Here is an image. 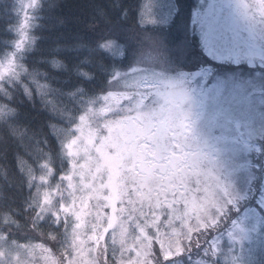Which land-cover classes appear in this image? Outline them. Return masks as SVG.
<instances>
[{"label":"rangeland","instance_id":"374dc122","mask_svg":"<svg viewBox=\"0 0 264 264\" xmlns=\"http://www.w3.org/2000/svg\"><path fill=\"white\" fill-rule=\"evenodd\" d=\"M32 2L28 0L26 6L32 8ZM200 2L193 30L200 41V55L190 53L185 58L187 65L194 61L198 67L181 68V60L152 42L141 58L160 60V65L140 60L138 65L121 70L99 96L97 106L73 127L77 135L67 146L70 171L63 182L54 180L56 184L50 189L56 188L48 194L43 191L40 198V203L49 206L44 213L41 209L43 215L72 223L67 245L73 251V264H112L118 260L117 249L107 245L109 232L116 240L123 236L130 250L125 258L131 263L121 264H181V255L199 264H219L238 259L235 251L240 258L235 264H241V252L249 254L253 249L256 233L264 226L251 203L255 198L264 207V149L253 142L254 132H264V113L257 110L263 101L258 95L262 82L255 83V90L242 86L249 73L244 71L242 80L236 65L264 67V0ZM161 4L155 5H171ZM173 15L174 11L156 24L166 28ZM19 52L18 40L14 53L0 61V79L13 74L19 65ZM211 61L236 70L211 73L205 66ZM213 74L217 78L210 84ZM251 151L253 158L247 160ZM191 163L195 171L215 175L199 202L200 206L208 204L207 208L200 209L196 217L181 214V204L177 207L176 203L151 211L149 217L137 209L135 213L124 209L121 191L125 187L147 191L136 181L142 178L148 179V188L166 192L170 186L176 191L181 189L177 182L181 184ZM236 168L239 174H233V180L229 172ZM223 175L225 179H221ZM256 182L261 184L260 191L251 200L248 187H255ZM130 197L128 201L135 208H146L135 202L143 198L137 189ZM244 203L248 204L239 212ZM65 213L72 217H64ZM253 213L256 218H252ZM176 221L185 228L175 226ZM146 224L151 235L144 229ZM226 225L227 248L222 249L217 241L208 246L195 244L203 232L212 233ZM77 232L81 236L73 237ZM42 243L31 244L33 255L30 250L28 264H32V257L34 263L39 258L36 254ZM48 252L44 249L39 258L42 262L51 260Z\"/></svg>","mask_w":264,"mask_h":264},{"label":"trees","instance_id":"16d2710c","mask_svg":"<svg viewBox=\"0 0 264 264\" xmlns=\"http://www.w3.org/2000/svg\"><path fill=\"white\" fill-rule=\"evenodd\" d=\"M27 1L0 0V61L14 52L17 40L22 45L19 65L11 76L0 79V264H19L22 243L51 240L56 252L65 245L69 233L61 229L64 221L57 226L52 219L40 217L38 195L44 185H38V177L47 168H53L54 177L69 170L65 147L73 137L74 125L108 84L120 76L119 72L133 66L152 42L181 60L182 68L189 67L185 58L175 55L177 35L190 41V53L200 55V41L193 32L200 0H34L32 9L26 6ZM159 2L171 5H155ZM173 11L167 27L160 29L156 23ZM27 22L29 32L21 39L20 28ZM193 62V68L198 67L199 63ZM205 66L217 74L236 70L216 61ZM236 68L242 71L239 77L245 71L251 82H262L258 95L264 99V67L241 64ZM254 134L255 147L261 145L264 149V132ZM252 151L247 155L249 160L253 158ZM204 173L191 167L183 175L181 203L173 189L165 194L161 189L141 190L143 198L135 202L146 208H135L125 198L124 209L130 213L137 209L149 217L151 211L168 209L176 203L181 204V214L196 217L201 209V194L214 183L211 176L199 177ZM258 177L259 174L255 178ZM221 179H225L224 175ZM140 183H144L143 179ZM260 187L257 182L255 187H248L251 200ZM128 195H133L131 188ZM247 204H241L239 212ZM226 227L203 232L195 244L208 246L217 241L222 249L227 248ZM144 229L151 235L147 224ZM254 240L249 254L241 252V264H264V226ZM107 245L118 252V260L112 264H120L126 257L123 236L107 241ZM234 255L238 259L219 264L237 263L238 251ZM125 262L131 263L129 259ZM181 264L199 263L181 255Z\"/></svg>","mask_w":264,"mask_h":264},{"label":"snow or ice","instance_id":"6c2138e0","mask_svg":"<svg viewBox=\"0 0 264 264\" xmlns=\"http://www.w3.org/2000/svg\"><path fill=\"white\" fill-rule=\"evenodd\" d=\"M175 22V21H173ZM175 55L180 58H187L190 55V41L180 35H177L175 38ZM252 205L255 207L256 211L259 212L261 215L259 220L264 223V207H261L259 204L256 203L255 198L252 200ZM252 218L255 217V213L252 214Z\"/></svg>","mask_w":264,"mask_h":264}]
</instances>
